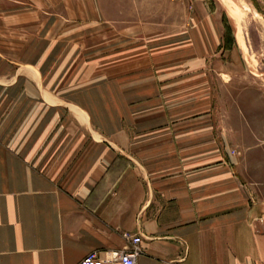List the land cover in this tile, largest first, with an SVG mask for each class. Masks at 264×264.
Segmentation results:
<instances>
[{
	"label": "crops",
	"instance_id": "1",
	"mask_svg": "<svg viewBox=\"0 0 264 264\" xmlns=\"http://www.w3.org/2000/svg\"><path fill=\"white\" fill-rule=\"evenodd\" d=\"M210 2L130 0L148 20L82 41L57 5L0 0V264L107 261L135 237L137 264H264V200L188 115L205 56L166 51L220 41Z\"/></svg>",
	"mask_w": 264,
	"mask_h": 264
},
{
	"label": "rangeland",
	"instance_id": "2",
	"mask_svg": "<svg viewBox=\"0 0 264 264\" xmlns=\"http://www.w3.org/2000/svg\"><path fill=\"white\" fill-rule=\"evenodd\" d=\"M37 1L44 2L46 9L57 5L63 11L59 16L73 18L82 41L85 35L88 41V26L94 27L91 33L95 37L101 28L98 24L105 21L128 24L139 16L148 20V14L132 12L130 0H88V4L86 0H29L30 4ZM210 3L220 17V41H200L196 48L180 43L166 51L204 54L205 105L203 109H190L189 118L205 120L204 133L215 136L221 149L229 153L239 180L248 185L253 200H264V0ZM64 6L73 13L65 15ZM175 17L180 15H156L162 27L158 32H171L176 27ZM237 31L246 45L244 49L237 42ZM188 64V73L196 70L197 63ZM198 64L200 67L202 63ZM193 100L191 94L183 97V102Z\"/></svg>",
	"mask_w": 264,
	"mask_h": 264
},
{
	"label": "built area",
	"instance_id": "3",
	"mask_svg": "<svg viewBox=\"0 0 264 264\" xmlns=\"http://www.w3.org/2000/svg\"><path fill=\"white\" fill-rule=\"evenodd\" d=\"M140 241L139 237L130 238L131 248L120 253H111L107 261H103L98 253L93 252L87 255L80 264H137Z\"/></svg>",
	"mask_w": 264,
	"mask_h": 264
},
{
	"label": "bare ground",
	"instance_id": "4",
	"mask_svg": "<svg viewBox=\"0 0 264 264\" xmlns=\"http://www.w3.org/2000/svg\"><path fill=\"white\" fill-rule=\"evenodd\" d=\"M237 42L240 44V46H241L242 49L245 48L246 45H244V41H243L242 37L240 36L239 32L237 33Z\"/></svg>",
	"mask_w": 264,
	"mask_h": 264
}]
</instances>
